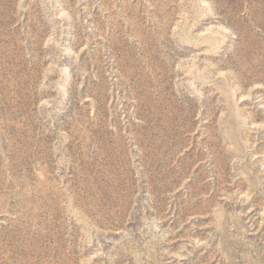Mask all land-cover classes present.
<instances>
[{
  "label": "rangeland",
  "instance_id": "obj_1",
  "mask_svg": "<svg viewBox=\"0 0 264 264\" xmlns=\"http://www.w3.org/2000/svg\"><path fill=\"white\" fill-rule=\"evenodd\" d=\"M0 264H264V0H0Z\"/></svg>",
  "mask_w": 264,
  "mask_h": 264
}]
</instances>
